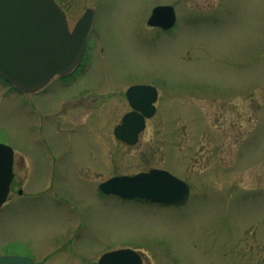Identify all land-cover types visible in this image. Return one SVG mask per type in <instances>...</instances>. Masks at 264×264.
I'll return each instance as SVG.
<instances>
[{
	"label": "rangeland",
	"instance_id": "rangeland-1",
	"mask_svg": "<svg viewBox=\"0 0 264 264\" xmlns=\"http://www.w3.org/2000/svg\"><path fill=\"white\" fill-rule=\"evenodd\" d=\"M55 1L70 28L93 9L90 57L65 86L25 94L0 81L15 174L0 256L96 264L132 248L143 264H264V0ZM160 3L176 9L168 32L146 24ZM143 83L156 113L129 146L113 131L125 90ZM84 95L90 113L70 105ZM149 167L186 181L187 201L98 194L106 177Z\"/></svg>",
	"mask_w": 264,
	"mask_h": 264
},
{
	"label": "water",
	"instance_id": "water-1",
	"mask_svg": "<svg viewBox=\"0 0 264 264\" xmlns=\"http://www.w3.org/2000/svg\"><path fill=\"white\" fill-rule=\"evenodd\" d=\"M93 10L87 7L70 30L63 10L55 0H0V76L19 92H34L54 75L70 72L80 60L91 28ZM174 7L157 5L147 19L150 26L170 28ZM156 89L132 85L126 97L132 111L123 115L114 135L133 145L154 114ZM12 148L0 143V206L6 201L13 177ZM100 191L129 199L161 204L186 201L189 185L164 169L152 168L132 175H117L98 185ZM0 264H33L21 255H1ZM97 264H142L140 255L129 248L108 251Z\"/></svg>",
	"mask_w": 264,
	"mask_h": 264
},
{
	"label": "flooded vegetation",
	"instance_id": "flooded-vegetation-1",
	"mask_svg": "<svg viewBox=\"0 0 264 264\" xmlns=\"http://www.w3.org/2000/svg\"><path fill=\"white\" fill-rule=\"evenodd\" d=\"M160 4H167V3H160ZM157 5V4H156ZM153 7V6H152ZM152 9V8H151ZM174 12H175V16H176V19H177V14H176V9H175V7H174ZM92 22H93V20H92ZM174 25H175V23H174ZM174 25L171 27V28H169V29H167V30H162L160 27H151V26H148V27H151V28H156V29H159L160 31H163V32H168V31H170L173 27H174ZM91 35H92V24H91V28H90V30H89V33H88V35H87V38H86V42H85V45H84V49H83V52H82V56H81V58H80V60H79V62L76 64V66L70 71V72H68V73H66V74H64V75H55L53 78H51L50 80H49V82L45 85V86H43L42 88H40L39 90H37V91H35V92H31V93H38V92H42L44 89H45V87L50 83V81H52L53 79L54 80H57L58 82H59V86L61 87V86H65V85H67V84H69V83H67V81H66V78H69L70 79V81L72 80V79H74L79 73H81L82 71H85L86 70V67H87V63H88V57H90V52H91V46H90V37H91ZM82 60L84 61L83 62V65H80L81 64V62H82ZM76 72V75L74 74ZM0 81L3 83V84H5V85H7V88H9V89H14L12 86H10L9 84H7L6 82H4L2 79H0ZM134 85V84H133ZM142 85H148V84H145V83H143ZM131 86V85H130ZM129 87V86H128ZM127 87V88H128ZM127 90V89H126ZM126 90H125V94H124V97H125V99H126V101H127V104H128V109L125 111V112H123L122 114H121V117H120V119L122 118V116L125 114V113H127V112H130V111H132V107L130 106V104H129V101H128V99H127V97H126ZM25 94H29V93H25ZM87 96H91L92 94H88V92H87V94H86ZM86 95H84L83 97H81L80 99H78V98H75V99H71V101L73 102V103H71L70 105H71V107H74V108H78V107H81L82 109H84V111L85 112H88V113H90V109H89V107H90V104H87V102H85V100L87 101V99H85V96ZM85 99V100H84ZM157 99H158V91H157V95H156V100L153 102V105H154V107H155V111H154V114L156 113V102H157ZM69 102V101H68ZM64 104H67L66 102L64 103ZM63 104V105H64ZM63 111H67V109H66V107H62L61 108V110L58 112V114L60 113V112H63ZM153 114V115H154ZM152 115V116H153ZM151 116V117H152ZM120 119H119V121H120ZM146 122H147V119L145 120ZM119 142H121L122 144H126V145H128L127 143H125V142H122V141H120V140H118ZM130 146V145H129ZM13 166H14V163H13ZM151 168H153V167H149V168H147V169H140V170H138V171H135V172H133V173H131V174H135V173H138V172H141V171H148V170H150ZM13 171H14V169H13ZM131 174H128V175H131ZM117 175V174H116ZM116 175H111V176H109V177H106L104 180H106V179H108V178H110V177H112V176H116ZM118 175H124V174H118ZM15 179V174H14V172H13V177H12V180H11V183H10V186H9V192H8V195H7V198H6V201L7 200H9V197H10V193H11V191L13 190V187H14V180ZM104 180H102V181H100V183L101 182H103ZM99 183V184H100ZM98 184V185H99ZM17 193H19V194H21V190L20 189H17V191H16ZM97 192H98V194L99 195H113V194H104L102 191H100L99 190V188H98V186H97ZM114 196H116V195H114ZM116 197H119V196H116ZM119 198H121V199H125V198H122V197H119ZM138 201H142V202H147V203H153V202H149V201H145V200H138ZM187 201V200H186ZM185 201V202H186ZM185 202H183V203H181V204H179V205H183ZM156 204V203H155ZM162 205V204H161ZM140 256H141V258H142V254H140ZM142 261H143V258H142ZM35 264V263H34Z\"/></svg>",
	"mask_w": 264,
	"mask_h": 264
},
{
	"label": "bare ground",
	"instance_id": "bare-ground-1",
	"mask_svg": "<svg viewBox=\"0 0 264 264\" xmlns=\"http://www.w3.org/2000/svg\"><path fill=\"white\" fill-rule=\"evenodd\" d=\"M146 127V126H145ZM138 141V140H137Z\"/></svg>",
	"mask_w": 264,
	"mask_h": 264
}]
</instances>
